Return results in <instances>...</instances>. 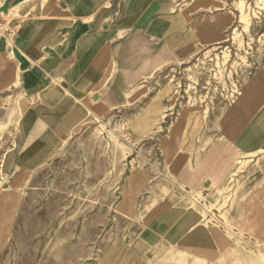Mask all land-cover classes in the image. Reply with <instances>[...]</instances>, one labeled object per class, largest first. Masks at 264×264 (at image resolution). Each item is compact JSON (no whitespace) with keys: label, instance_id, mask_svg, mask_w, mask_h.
<instances>
[{"label":"rangeland","instance_id":"obj_1","mask_svg":"<svg viewBox=\"0 0 264 264\" xmlns=\"http://www.w3.org/2000/svg\"><path fill=\"white\" fill-rule=\"evenodd\" d=\"M222 9L223 35L148 81V92L164 97L163 118L142 122L133 117L138 106L69 140L18 191L21 202L8 204L7 240L0 203L2 264H264V149L236 156L219 186H186L177 173L181 166L193 175L226 144L224 134L264 88V0H230L216 13ZM189 215L194 229L172 238ZM195 228L206 248L203 236L187 242L204 248L183 243Z\"/></svg>","mask_w":264,"mask_h":264},{"label":"crops","instance_id":"obj_2","mask_svg":"<svg viewBox=\"0 0 264 264\" xmlns=\"http://www.w3.org/2000/svg\"><path fill=\"white\" fill-rule=\"evenodd\" d=\"M223 2L230 0H0V203L8 209L6 240L8 204L21 202L18 191L32 186L35 173L69 140L120 112L134 113V107L141 106V113L133 117L145 123L165 116L164 97L160 90L148 92L149 80L224 34L227 12L216 13ZM10 8L14 17L6 22L2 16ZM256 100L249 116L224 134L226 144L206 153L193 175L178 168L186 186H219L236 156L264 149V88ZM196 220L185 217L172 238L194 229ZM202 236L206 241L196 229L183 243L204 248L187 242Z\"/></svg>","mask_w":264,"mask_h":264},{"label":"built area","instance_id":"obj_3","mask_svg":"<svg viewBox=\"0 0 264 264\" xmlns=\"http://www.w3.org/2000/svg\"><path fill=\"white\" fill-rule=\"evenodd\" d=\"M10 36H13V33H10Z\"/></svg>","mask_w":264,"mask_h":264}]
</instances>
